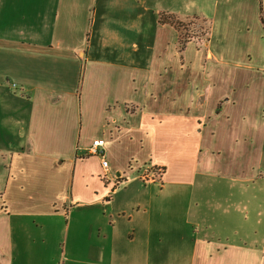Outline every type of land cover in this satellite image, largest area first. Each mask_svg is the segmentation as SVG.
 <instances>
[{"label":"crops","instance_id":"obj_1","mask_svg":"<svg viewBox=\"0 0 264 264\" xmlns=\"http://www.w3.org/2000/svg\"><path fill=\"white\" fill-rule=\"evenodd\" d=\"M260 9L264 23V0H0V264H264ZM162 14L203 26V46L179 54ZM154 168L117 231V187Z\"/></svg>","mask_w":264,"mask_h":264},{"label":"rangeland","instance_id":"obj_2","mask_svg":"<svg viewBox=\"0 0 264 264\" xmlns=\"http://www.w3.org/2000/svg\"><path fill=\"white\" fill-rule=\"evenodd\" d=\"M188 13H193V9L188 10ZM161 23L162 24H169L170 26L174 27L178 33H179V37H184V38H190L192 41H195L198 43V45L203 46L204 41H205V33L206 30L204 29L203 26H200L199 23H197L195 20H190V21H186V22H181L176 20L174 17H169V18H165L161 16ZM205 30V31H204ZM12 97V96H11ZM89 128H86V130L84 132H82V139L83 140H87L90 143L92 142V140L98 136L99 134V130L98 127L95 124L89 125ZM91 164L88 163V167H92L94 169V167H97V163L94 160L90 161ZM147 166V165H145ZM144 166V167H145ZM58 167H61V170L69 172V175L71 174L70 172V167L68 165V163L66 162L65 164H61L58 165ZM141 170L138 173H132L131 175H128V181L124 184H120L116 189L119 190L120 193L113 195V200L111 202V206L114 207V211H118L119 214L121 216H119V219L116 220V229L117 231L120 232H127L130 229L131 226V222L128 219V214H130L131 210V203L133 201H135L137 198H139L138 192L135 188V185H142L143 183H151L150 180H145L143 179V174L140 173ZM262 173L264 176V167H262ZM135 178L136 182H133L132 184L128 183L130 182V179ZM113 186V185H112ZM111 186V188H112ZM128 186L129 188L126 190L125 187ZM157 187V186H156ZM254 188L251 189V195L253 196V194L258 193V191H254ZM260 192V191H259ZM255 196V197H254ZM251 199V201L254 200H258L257 203L255 204V206L259 207L260 210V214H264V190L260 192V194L258 195H254ZM82 203H85V201H83ZM126 204V205H125ZM121 205H125V206H121ZM81 206H77V208L73 209L74 213H78V214H83V213H92L95 212L97 209L94 208H90V207H83L82 209L80 208ZM120 211H126L127 215H125L124 213H120ZM259 213V212H258ZM254 212H251V215L253 217ZM252 224L253 222H255V219L253 218L251 220ZM87 228H89V225H86ZM70 252V251H69ZM123 254H128L130 252V249H124L121 251ZM116 254H119L118 252ZM66 256H69L66 255Z\"/></svg>","mask_w":264,"mask_h":264},{"label":"built area","instance_id":"obj_3","mask_svg":"<svg viewBox=\"0 0 264 264\" xmlns=\"http://www.w3.org/2000/svg\"><path fill=\"white\" fill-rule=\"evenodd\" d=\"M91 154L97 155L101 159V166L104 169H107V161L104 158V140L99 139L92 142L90 147ZM140 173L143 174V179L150 180L151 182L154 181L158 176H155V173L153 170L145 169L141 171ZM157 173V171H156Z\"/></svg>","mask_w":264,"mask_h":264},{"label":"trees","instance_id":"obj_4","mask_svg":"<svg viewBox=\"0 0 264 264\" xmlns=\"http://www.w3.org/2000/svg\"><path fill=\"white\" fill-rule=\"evenodd\" d=\"M162 17H165V18H169V17H172L170 15H166V14H162L161 15ZM161 16H160V22H161ZM260 21L261 23L263 24V27H264V23H263V20H262V17H261V9H260ZM192 41L190 38H184V37H179L178 38V53L181 54L184 50H185V47H186V44L188 42ZM129 111H132L134 112V109L132 108L131 110ZM154 173H155V176H160V174L162 173V170H160L159 168H154L153 169ZM157 171V173H156Z\"/></svg>","mask_w":264,"mask_h":264}]
</instances>
